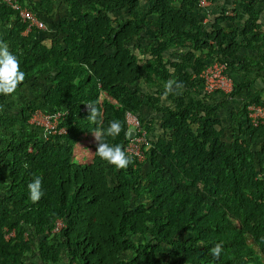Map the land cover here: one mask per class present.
I'll return each mask as SVG.
<instances>
[{"label":"trees","instance_id":"trees-1","mask_svg":"<svg viewBox=\"0 0 264 264\" xmlns=\"http://www.w3.org/2000/svg\"><path fill=\"white\" fill-rule=\"evenodd\" d=\"M17 1L53 32L31 26L23 33L25 23L0 0V26L8 24L0 40L26 73L17 91L47 77L37 103L22 100L11 109L8 99L17 91L0 95V130L7 132L0 138V264H24L26 256L39 264H264V120L251 125L246 117L248 104L264 107L257 92L230 112L236 128L227 143L214 115L216 104L173 93L170 104L158 108L163 134L150 139L146 131L149 145L141 161L131 158L127 168L117 169L95 154V141L88 161L72 159L83 133L107 128L112 120L121 121L123 130L108 142L126 143L125 112L137 116L143 105L141 91L132 85L141 81L146 88L152 76L164 81L169 76L159 54L164 42L186 39L189 51L203 53L188 52L195 74L210 59L224 62L227 71L264 69V30L255 32L257 0H239L245 18L237 31L223 26L233 16L219 15L205 25L195 0H149L144 14L140 0H58L65 14L55 18L53 0ZM117 10L124 16L111 15ZM145 27L157 45L153 64H141L128 46ZM241 46L254 53L241 55ZM174 65L173 80L183 83L184 65ZM242 86L232 82L226 94L231 97ZM214 93L221 92L209 94ZM85 101L102 119L94 123L88 109L80 111ZM60 107L66 110L59 123L63 132L41 140L33 127L10 130L37 108ZM143 163L149 165L144 175ZM36 176L44 195L33 203L27 185ZM140 194L146 200L136 201ZM56 218L63 225L51 233ZM180 233L187 236L179 238ZM217 243L223 247L219 258L210 253Z\"/></svg>","mask_w":264,"mask_h":264},{"label":"rangeland","instance_id":"rangeland-1","mask_svg":"<svg viewBox=\"0 0 264 264\" xmlns=\"http://www.w3.org/2000/svg\"><path fill=\"white\" fill-rule=\"evenodd\" d=\"M34 1L35 0H33V2ZM207 2L208 4L206 6L199 7L198 9V12L201 14L203 13V16L204 13L206 14L203 17L204 20H207V23H205V25H207L211 21H214L217 16L224 15L234 17L233 22L229 20L223 21V26L225 29H229L231 25H233L237 31L242 26L245 14L241 12L239 0H207ZM148 3L149 0L139 1L138 10L141 14H144ZM58 4V0H53V9L51 11V14H54L55 12H59L60 14V11V15L65 14V6L63 5V3H61L60 5ZM255 5L256 9L258 10L259 22V28L255 30V32H258V30L263 31L264 0H257L255 2ZM111 15L121 18L124 16V11L117 10ZM7 27L8 24H2L0 26V33H4ZM236 38L240 42H243L239 35H236ZM57 39H59V35H57ZM164 43V48L160 50L159 54L161 56L163 68L166 70V72L169 73L168 78L164 81L158 76H152L149 80L151 83L149 86L146 85V88H144L141 81H137L132 85V87H135L139 91H141L140 93L143 98V105L139 108L137 116L142 120L144 126L147 127V130H145V132L147 131L148 137L150 139H154L156 136L163 134V129L161 128V112L158 108H161V106L165 104H170L171 99L168 96H163L165 90L164 85L168 80H173L176 72V67L174 64H181L184 65L182 72H185L188 75V79L183 82V89L177 90L181 93L179 95H182L185 100H200L204 103L216 104L214 115L218 117L223 127L221 139L227 143L230 139L231 130H235L236 128V123L234 122V120H232L230 112L236 111L239 108L241 102L255 92L259 94V99L264 101V69L256 70L255 67H250L248 71H243L237 69L235 66H232V68L228 71L230 72L229 75L233 81V84L236 85L239 83L245 84V86H242L240 91L231 97H229L226 93L207 94L203 90L199 80H196L197 74H195V72L191 68V66L194 64L193 58L191 56L190 58L188 57V52H192L193 56L198 55L199 57L203 56V53L195 50L189 51V48L187 46L188 41L186 39H181L176 43ZM128 46L137 57H141V59L143 58V61H145L147 64H153L154 58L151 56V50L156 49L157 45L152 41V29L150 27H145L141 32L140 37L131 40ZM238 52L241 55L250 56L254 53V50L252 48H245L241 46L238 49ZM210 60L212 61V59ZM46 78V75H40L31 85H22L19 88V91L16 92V95L8 99L11 109L16 108L19 103H22V100L34 101L36 103L39 102L41 100L42 92L47 86ZM162 84L164 85L162 86ZM157 85L161 86H159V88H156ZM40 109L41 108H37L35 111L38 112ZM45 110L50 111L47 108ZM29 120L30 117H28L26 123L24 124L15 123V125L10 130L13 129L15 132H18L20 127L26 129L32 127ZM242 124L244 125L243 121ZM5 134H7V132H3L0 130V138L4 137ZM239 137L244 136L239 135ZM93 141V134L85 133L83 136V140L78 144L73 145V147L75 148L72 155L75 156V159L84 161L87 158H91ZM255 144L252 145V149L256 148ZM148 170L149 165L147 163H143L140 169L141 173L144 175ZM106 175L110 181L111 175L108 169L106 170ZM135 200H146V196L145 194H140L139 196L135 197ZM185 236H187V233L178 234L179 238H184ZM138 238L139 236L133 237L134 240ZM247 242L250 243L249 238L247 239ZM63 262L64 260L62 261V263ZM24 264L39 263L34 257L26 256V258L24 259Z\"/></svg>","mask_w":264,"mask_h":264},{"label":"built area","instance_id":"built-area-1","mask_svg":"<svg viewBox=\"0 0 264 264\" xmlns=\"http://www.w3.org/2000/svg\"><path fill=\"white\" fill-rule=\"evenodd\" d=\"M198 7H204L208 4L207 0H195ZM3 2L13 9L18 19L25 23V31L29 30L31 26L36 29H44V23L41 19L31 12L27 7L21 5L17 0H3ZM206 14L204 13V16ZM203 16V17H204ZM206 19V18H205ZM202 21H205L202 18ZM200 84L206 93H212L218 91L221 93H228L232 87V79L225 67V63L217 60L207 62L204 67L197 74ZM86 105L89 102L85 101L80 107V111L88 109ZM36 110V109H35ZM33 111L30 113V124L38 131L41 140L47 139L50 135L60 133L64 131V127L59 125L63 116L66 114L65 108L40 109L38 112ZM126 123V135L128 130H131V136L128 137L126 143L122 146L125 152L134 160L141 161L144 157V151L148 147L149 143L146 138V132L139 119L135 114L126 111L125 112ZM246 117L251 125L264 120V107L259 104H248L246 106ZM30 150V147H27ZM63 225L61 218H56L53 221V226L50 230L51 233H56ZM12 232H8L4 235L6 238Z\"/></svg>","mask_w":264,"mask_h":264},{"label":"clouds","instance_id":"clouds-1","mask_svg":"<svg viewBox=\"0 0 264 264\" xmlns=\"http://www.w3.org/2000/svg\"><path fill=\"white\" fill-rule=\"evenodd\" d=\"M143 58L140 63L142 64ZM26 79V73L21 69V61L19 57L9 50L6 42L0 40V95L9 96L14 94L19 85ZM163 96L167 97L169 94H181L183 83L176 80H168L164 85ZM88 108V118L92 122L102 119V114L95 106L86 105ZM123 130L121 121L112 120L109 122L107 128H99L92 131L94 141L96 143L95 154L107 163L114 165L117 169L127 168L131 163V157L125 152L122 145L111 144L108 142V137L115 138L120 135ZM28 167L27 162L23 165ZM29 199L36 203L44 195L42 188V178L40 176L34 177L27 185ZM223 251L221 243L215 244L210 253L213 257L219 258Z\"/></svg>","mask_w":264,"mask_h":264},{"label":"crops","instance_id":"crops-1","mask_svg":"<svg viewBox=\"0 0 264 264\" xmlns=\"http://www.w3.org/2000/svg\"><path fill=\"white\" fill-rule=\"evenodd\" d=\"M55 11V10H54ZM60 11V10H59ZM54 13V12H53ZM57 14H59V12H55L54 14H53V18H55V17H57L56 15ZM60 14H61V11H60ZM61 16H63V15H61ZM42 20V19H41ZM43 21V20H42ZM43 23H44V21H43ZM44 29H42V30H44V31H46V32H49V33H52L53 32V30H52V28L49 26V24L48 25H46L45 23H44ZM26 31L25 30H23V33H25ZM85 133H87V134H89V133H92V131H87V132H85ZM85 133H83L81 136H80V138H79V140H77L76 142H75V145L76 144H78L79 142H81L82 140H83V136H84V134ZM74 148L75 147H73V150H74ZM72 159L74 160V161H76V162H86V161H88L90 158H87L86 160H84V161H81V160H77V159H75V156H73L72 155Z\"/></svg>","mask_w":264,"mask_h":264},{"label":"water","instance_id":"water-1","mask_svg":"<svg viewBox=\"0 0 264 264\" xmlns=\"http://www.w3.org/2000/svg\"><path fill=\"white\" fill-rule=\"evenodd\" d=\"M131 133H132V131L131 130H128L127 135H126L127 138L131 136Z\"/></svg>","mask_w":264,"mask_h":264}]
</instances>
